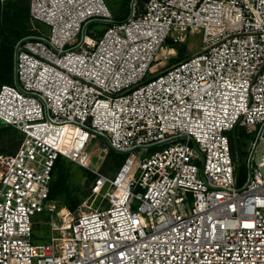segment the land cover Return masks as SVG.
Segmentation results:
<instances>
[{"label":"built area","instance_id":"obj_1","mask_svg":"<svg viewBox=\"0 0 264 264\" xmlns=\"http://www.w3.org/2000/svg\"><path fill=\"white\" fill-rule=\"evenodd\" d=\"M30 18L49 32L22 37L0 86V120L23 135L0 153V264H264V0L136 1L120 21L105 0H30ZM192 32L201 49L151 76ZM235 129L255 133L242 184ZM95 139L127 154L97 173L100 203L33 241L56 160L88 165Z\"/></svg>","mask_w":264,"mask_h":264},{"label":"rangeland","instance_id":"obj_2","mask_svg":"<svg viewBox=\"0 0 264 264\" xmlns=\"http://www.w3.org/2000/svg\"><path fill=\"white\" fill-rule=\"evenodd\" d=\"M110 10L113 13L114 20L120 21L125 19L131 11L132 0H105ZM137 5L142 7V0H136ZM30 8V0H0V14L4 17H15L25 8ZM30 24V25H29ZM28 28L36 26L43 32H49V27L41 21L30 22ZM110 25V22L105 21H93L89 24L87 32L92 34H102L105 29ZM34 32L33 30L31 31ZM185 46L186 56L179 55V51L175 49L173 53H159V59L155 61L153 69L155 70L150 75L153 76L163 71L166 67L173 65L192 53L197 52L202 46V36L196 32L189 34L186 40L181 41ZM167 45H171L169 41L165 42ZM169 55V56H168ZM168 56V58H167ZM236 133V134H235ZM238 133V135H237ZM232 138L231 143L233 146V156L236 161L237 172V184H242L246 180L249 168L247 166L248 155V139L253 138L255 133L248 134L244 130H237L236 132H228ZM235 134V135H234ZM239 136V138H237ZM22 133L14 126L7 124L0 120V153H12L14 152L22 141ZM161 147H157L160 149ZM90 153V159L88 165L84 166L70 157L63 155V165H58L54 172L53 180L56 178L57 169L63 167L66 173L65 187L63 191L58 192L52 199L53 208L51 210L45 209L36 214L34 224V234L36 239L33 241H49L53 236L59 235L62 232V228L67 222L65 217L66 210H73L69 207L67 202H76V207L80 204L86 203L95 205L100 203L101 197L96 199L92 195V184L97 176L98 172L114 173L123 160V155L115 152L110 148L104 140L95 139L87 148ZM143 152V151H141ZM264 155V141L259 144L257 152V159H261Z\"/></svg>","mask_w":264,"mask_h":264},{"label":"trees","instance_id":"obj_3","mask_svg":"<svg viewBox=\"0 0 264 264\" xmlns=\"http://www.w3.org/2000/svg\"><path fill=\"white\" fill-rule=\"evenodd\" d=\"M146 0H142L144 3ZM31 22L30 8H25L15 17H2L0 14V86L4 83H13L15 68V47L17 42L24 36L31 34V28L28 24ZM30 25V24H29ZM179 51V55L186 56L185 46L181 42L173 44ZM239 129H235L236 132ZM242 131V130H241ZM233 149V146H232ZM116 152V151H115ZM123 160L126 153L118 152ZM122 160V162H123ZM63 156H59L56 160L54 172L58 165H63ZM121 162V163H122ZM120 163V165H121ZM119 165V166H120ZM54 176V175H53ZM66 173L63 167L57 169L56 178L52 181L50 197L53 198L58 192L63 191L65 187ZM72 209L76 208V202H67Z\"/></svg>","mask_w":264,"mask_h":264},{"label":"water","instance_id":"obj_4","mask_svg":"<svg viewBox=\"0 0 264 264\" xmlns=\"http://www.w3.org/2000/svg\"><path fill=\"white\" fill-rule=\"evenodd\" d=\"M135 2H136V0H132V1H131V11H130V12L133 11V9H134V5H135ZM101 21H108V20H101ZM22 39H23V38H21V39L17 42V44H16V47H15V58H16V53H17V47H18V45L20 44V42L22 41ZM15 63H16V60H15ZM14 79L16 80V73H15V70H14Z\"/></svg>","mask_w":264,"mask_h":264},{"label":"bare ground","instance_id":"obj_5","mask_svg":"<svg viewBox=\"0 0 264 264\" xmlns=\"http://www.w3.org/2000/svg\"><path fill=\"white\" fill-rule=\"evenodd\" d=\"M173 53V52H175V48L174 47H171V48H167V47H164L163 49H162V51H161V54H163V53ZM169 56V55H168ZM168 56H167V58H168ZM159 57L160 56H158V59H159ZM157 59V60H158Z\"/></svg>","mask_w":264,"mask_h":264},{"label":"crops","instance_id":"obj_6","mask_svg":"<svg viewBox=\"0 0 264 264\" xmlns=\"http://www.w3.org/2000/svg\"><path fill=\"white\" fill-rule=\"evenodd\" d=\"M176 49V48H175Z\"/></svg>","mask_w":264,"mask_h":264}]
</instances>
